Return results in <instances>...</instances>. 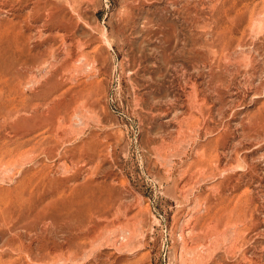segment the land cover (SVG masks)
<instances>
[{
	"label": "rangeland",
	"instance_id": "rangeland-1",
	"mask_svg": "<svg viewBox=\"0 0 264 264\" xmlns=\"http://www.w3.org/2000/svg\"><path fill=\"white\" fill-rule=\"evenodd\" d=\"M0 264H264V0H0Z\"/></svg>",
	"mask_w": 264,
	"mask_h": 264
}]
</instances>
